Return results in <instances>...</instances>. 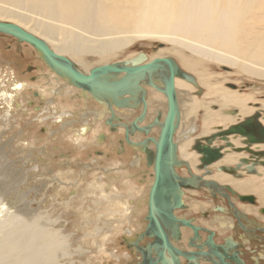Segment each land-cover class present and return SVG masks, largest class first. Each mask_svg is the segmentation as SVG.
<instances>
[{"label": "bare ground", "instance_id": "1", "mask_svg": "<svg viewBox=\"0 0 264 264\" xmlns=\"http://www.w3.org/2000/svg\"><path fill=\"white\" fill-rule=\"evenodd\" d=\"M2 20H11L10 24L20 27L44 42L55 55L66 58L72 64L74 71L81 76H87L92 69L105 65L124 66L127 63V67H133L132 62L111 64L109 59L139 37L156 36L170 43L172 48L162 53L174 54L178 57L183 68L176 64L177 61L173 60V63L179 70L184 71L185 69L196 73L200 82L206 85L207 98L213 99L212 103L216 104L213 106L218 108L201 111L198 124L195 123L193 121L195 119L192 120L193 114L198 113L197 110L203 105L202 102H197L196 98L194 100L190 94L193 86L197 90H200V87L185 79L174 78L178 108V118L175 120L177 126L173 137L175 157L178 162L182 161L184 165H190L192 169L200 159L195 150L193 153L188 150L194 138L204 137L209 135L208 133L218 131V127L224 129L229 125L237 126L243 123L241 121L246 115L256 111L252 107H247L246 103L251 100L246 96L238 95L234 89H231L233 91L221 90L219 84L213 83L214 81L206 83L209 75L205 76L203 72H199V68L207 62H215L235 67L237 72L253 77V79H264V65L261 64L262 61L264 62V0H0V22H3ZM22 44L29 47L43 62L45 66L43 68L48 69V73L41 74V76L50 89L51 98L47 104L55 120L56 116L59 118L58 121L60 117L67 118L70 113L64 114L63 110L60 111L59 107L55 106V102L61 103L62 98L66 99L65 104L68 108L70 101L73 100L83 101L85 105V109L80 112V120L72 122L76 126L70 137H67L70 141L79 140L89 135L90 132L95 133L94 130L98 127L99 130L102 128L106 131L95 135L98 142L93 143L92 147L98 145L96 148L106 149L107 146L123 153L128 143L136 152L131 162L133 167H140L139 162L142 157L145 158L150 152L154 153L155 143L158 141L165 121L166 105L168 108L166 96L162 93L165 83L163 89L155 88L163 85L164 74L161 75L151 70L143 71L142 75L128 76L124 72L102 73L95 79L94 83L100 82V85L99 89H95L94 92L91 88L87 89L75 82L66 68L51 65L40 51L27 43L22 42ZM179 50L185 51V55ZM154 58H164V56H155L150 60ZM17 60L20 59L17 58ZM151 74L155 75L151 77V84L154 86L149 82L151 87L146 86L143 80L142 83L136 80L137 84H134V76H137V79L146 77V80ZM116 85L123 86L122 94L117 88H112ZM137 86L139 87L136 89ZM0 97H5L11 106L13 95L1 94ZM92 103L96 104L98 109H88V104ZM258 105L264 110V104ZM229 107H231L229 110H223ZM70 123L62 125L64 131L61 132L65 135L68 134L66 129H72ZM262 124L264 126V122ZM107 134H118L122 141L119 140L120 138L116 140L113 137L108 138ZM238 137L247 139V135L228 136L226 142L230 143L229 147L233 146L236 149L240 146ZM221 141V138L215 140L209 147L214 149L222 145L221 152L224 153L221 160L217 158L212 165L207 166L212 171L216 170L220 164L235 163L244 156L232 151L226 153L229 147ZM147 166L153 173L152 175L147 174V182L146 179L143 180L146 182L145 199L142 200L144 206L148 200V191L154 181V163ZM184 167L179 166L183 176L185 175ZM259 171V175L239 180L232 179L223 173H217L213 181L222 185L228 184L239 193L253 192L264 198V183L260 181L264 178V172ZM195 175H198L197 171ZM134 179L132 181H135ZM123 180L126 181V179ZM130 181L126 182L133 184ZM182 182L185 185L189 184L184 186L188 192L197 194L199 189L197 176L190 180H182ZM127 204V211L131 214L137 212L142 206L134 201ZM24 217V221L20 223V227L15 232L16 235L8 233L0 235V264H59V261L69 256L64 251L65 246L61 239L57 240L56 238L59 237L54 234L53 228H50L53 221L43 220L35 215H24ZM134 219L135 217H131L129 222L132 223ZM230 220L227 217H216L210 222V226L215 229L217 227L229 228L233 219ZM126 237L129 240L133 238L131 231L126 233Z\"/></svg>", "mask_w": 264, "mask_h": 264}, {"label": "rangeland", "instance_id": "2", "mask_svg": "<svg viewBox=\"0 0 264 264\" xmlns=\"http://www.w3.org/2000/svg\"><path fill=\"white\" fill-rule=\"evenodd\" d=\"M153 37L132 40L116 56H112L109 62L131 63L130 60L136 56L150 60L152 57L163 55L164 58L177 61L176 64L183 68L174 54H164L172 45L159 37ZM179 51L185 55V51ZM22 52L27 53L26 59L20 54ZM17 58L23 60L16 62ZM261 64L264 65V62ZM34 66L36 72L31 73V67ZM43 66V62L29 47L10 36L0 35V95L14 96L11 106L5 97H0V235H14L20 223L24 221V215H35L43 220L53 221L50 228H53L54 234L59 237L56 239H61L65 246L64 251L69 255L59 261V264H124L120 257L125 251V234L136 230L143 219L137 217L141 216L138 211L143 206L131 214L127 211V203L134 201L142 205V200L145 199L147 181L144 182L145 178L141 177L145 174L142 171L146 170L144 162L140 167L132 166L136 152L128 143L123 153L107 146L106 149L96 148L98 145L92 147L93 143L98 142L95 135L101 131L105 133L106 130L102 128L99 130L97 127L95 133L90 132L79 140L70 141L67 137H70L76 126L72 122L80 120V112L85 109V105L83 101L73 100L68 108L66 99L62 98L63 105L57 101L55 106L59 107L60 111L63 110L64 114L70 113L67 118L60 117L58 121L56 116L55 120L47 104L51 97L50 89L41 76L48 73V69ZM183 70L192 76L194 82H197L195 84L200 87V90H197L191 85L190 94L203 105L192 117L198 124L201 111L218 108L213 106L216 105L212 103L213 99L207 98L206 85L200 82L197 74ZM199 72H203L205 76L209 75V78H206L208 82L204 80L206 83L214 81L213 83L219 84L221 90L234 89L238 95L251 100L250 103L264 104V79H253L237 72L235 67L215 62L202 65ZM153 76L155 75L152 74L149 78L152 79ZM134 78L137 79V76ZM248 103L247 107L251 106ZM88 105V109H98L96 104ZM69 122L72 129H66L68 134L65 135L61 132L64 131L62 125ZM107 135L114 140L120 138L118 134ZM64 140L68 141L63 142ZM146 167L149 168L147 164ZM173 174L176 176L174 171ZM123 179L135 181L129 184ZM174 180L170 178L169 182L173 183ZM191 207L200 209L206 205L200 203ZM170 209L173 213V208ZM143 211L144 209L141 214ZM4 212L7 213L3 214ZM131 217H135L136 221L130 223Z\"/></svg>", "mask_w": 264, "mask_h": 264}, {"label": "flooded vegetation", "instance_id": "3", "mask_svg": "<svg viewBox=\"0 0 264 264\" xmlns=\"http://www.w3.org/2000/svg\"><path fill=\"white\" fill-rule=\"evenodd\" d=\"M20 54L26 59L27 53L22 52ZM13 57L19 56L13 55ZM15 60L18 62L23 59ZM130 61L133 66H136L150 63L152 60L149 61L142 56H136ZM172 62L174 61L172 60ZM31 69V73L36 72L35 66L31 67ZM160 69L162 70L157 73L164 74L163 76L166 78L168 74L167 69L164 67ZM145 78L141 77V81L140 79H135L133 82L137 84V82L142 83L143 80L146 86L151 87V79L148 78L145 80ZM164 83L165 80L161 87L156 86L155 88L163 89ZM151 85L154 86L153 84ZM249 105H253L252 108L256 111L250 115H246L241 121L244 123V130L248 136L247 139L238 137L240 146L236 149L233 146H228L229 149L225 151L226 153L232 151L233 153L243 154L244 156L239 158L235 163L220 164L213 171L207 166V168L205 167L206 169H202V164L198 161L192 169L190 165H184L182 161L178 162L175 157L174 162L177 165H173V171L179 180H174L170 184L172 187L170 186L167 190L166 200L171 208H173L175 218L187 222L188 226L178 223L168 225L167 229H165L166 234L163 236L166 238V243H163L161 236L158 237L151 230H147V200L146 205L144 206L142 204V209L138 211V215L141 216H137L138 218L145 217L141 221L143 223L141 224L140 222L136 230H131V234L133 235L132 240L126 237L125 251L120 257L124 264H264V229L259 226L262 222L260 219L264 218V207L260 206V197L253 192L239 193L228 184L222 185L213 181L217 173H223L232 179L239 180L241 178L256 176L257 174L259 175V170L264 172V147H262L264 146V126L262 124L264 122V110L257 103H250ZM167 109L166 105V111ZM229 126L231 127L233 125ZM229 126L224 129L218 127V131L208 133L209 135L204 137L194 138L188 149L189 152H194V148L200 150L205 147L208 148L206 143L201 140L209 136H214L217 141L221 138L220 133L227 130ZM196 140L198 141L197 143L195 142ZM153 152L155 154L156 146ZM219 154V160H221L224 153L221 152ZM146 157H142L139 163L142 166V162H144L146 170L142 171V173L144 172L145 174H142L143 176L140 175L147 181V173L152 175L153 172L146 167ZM179 166H185L184 169L186 172L184 176L181 175L182 169H179ZM194 169L198 172V175H195L196 171ZM194 176H197L199 182L197 183L199 185L197 194H191L182 185V180H190ZM210 178L212 180H209ZM260 181L264 183V178ZM174 184L179 185L178 190H174L175 192L171 191ZM200 203L205 204L206 207H199L200 209H193L191 207L194 204L199 205ZM240 204L248 206V211H243L239 206ZM143 209V214H141ZM216 217L233 219L232 221L230 220L232 222L231 226L229 228H213L210 226V222ZM134 220L136 221V219ZM134 238L137 239L134 240Z\"/></svg>", "mask_w": 264, "mask_h": 264}, {"label": "water", "instance_id": "4", "mask_svg": "<svg viewBox=\"0 0 264 264\" xmlns=\"http://www.w3.org/2000/svg\"><path fill=\"white\" fill-rule=\"evenodd\" d=\"M0 34L8 35L12 38L18 40V42H24L29 44L30 46L34 47L38 51L42 53L45 59L53 66L57 68H66L70 74L72 75L75 82L78 84H82L87 89L94 90L99 89L100 82H95L96 77L102 73H120L124 72L127 76L128 75H142L143 71L151 70L153 72H159L162 66L167 68L168 74L165 78V88L162 91L167 99L168 109L165 117V121L163 127L161 129L158 141L155 143L156 152L155 154L150 152L147 157V165H151L154 163V181L150 187L149 195H148V209H147V220H148V227L147 230H151L155 235L158 237H162L163 243H166V238L163 236L166 234L165 229H167L168 225L170 224H182L188 226V223L182 220H177L170 209V205L166 201V193L168 188H170V178L175 180H179L177 176L172 175L173 172V165H177L174 162L175 152L173 146V135L176 129L175 120L178 118V108L176 103V95L174 90V78L179 77L182 79L187 80L188 82L195 85L194 79L192 76L184 73L183 71L179 70L176 65L170 60L166 58H155L150 63L143 64V65H136L133 67L124 66H111L105 65L98 68H94L90 71L87 76H81L76 71H74L72 64L63 57L55 55L41 40L32 36L31 34L25 32L20 27L0 22ZM123 82V80H122ZM123 87V86H122ZM122 87L116 85L112 87L114 89L120 90L122 92ZM99 93L97 94V96ZM244 123H240L237 126H231L226 132L220 134L221 142H225V146H230V143H227L228 136L233 134H237L240 136H246L247 134L243 130ZM242 130H241V129ZM227 137V138H226ZM248 137V136H247ZM215 140L214 136H209L203 138V141L208 146L203 149H195V151L199 154V162L202 164V168L208 166L209 164L213 163L217 158L220 156V151L223 149V146L219 148H209L210 145L213 144ZM198 142L197 140L195 141ZM169 179V180H168ZM189 185L188 183H186ZM184 186H187L183 184ZM192 186V185H190ZM172 187V186H171ZM179 185L174 184L171 191L175 192L174 190H178ZM194 188H198L197 186H192ZM170 191V193H171Z\"/></svg>", "mask_w": 264, "mask_h": 264}, {"label": "crops", "instance_id": "5", "mask_svg": "<svg viewBox=\"0 0 264 264\" xmlns=\"http://www.w3.org/2000/svg\"><path fill=\"white\" fill-rule=\"evenodd\" d=\"M239 206L241 207V209L243 211H248V208H249L248 206L243 205V204H240ZM260 206L264 207V198H262V197H260ZM260 221H262V222H261V224L259 226H261L264 229V218H261ZM254 225H256V224H254Z\"/></svg>", "mask_w": 264, "mask_h": 264}]
</instances>
